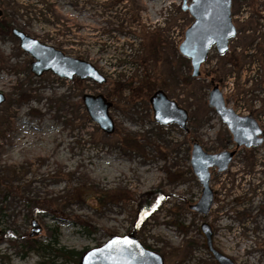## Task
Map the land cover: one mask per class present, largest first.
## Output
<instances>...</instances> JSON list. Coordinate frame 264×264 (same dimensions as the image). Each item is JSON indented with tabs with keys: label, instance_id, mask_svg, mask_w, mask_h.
<instances>
[{
	"label": "rangeland",
	"instance_id": "obj_1",
	"mask_svg": "<svg viewBox=\"0 0 264 264\" xmlns=\"http://www.w3.org/2000/svg\"><path fill=\"white\" fill-rule=\"evenodd\" d=\"M182 4L0 0L9 29L0 32V264H35L38 243L86 252L132 233L163 264H217L203 223L234 264H264V141L239 149L224 173L210 169L206 216L189 209L202 191L192 144L208 154L235 148L208 106L211 81L264 135V0H232L236 36L228 53L210 50L200 78L178 51L193 22ZM12 29L91 64L106 82L35 77ZM157 91L187 112L186 131L154 121L149 98ZM84 95L111 103V135L91 121Z\"/></svg>",
	"mask_w": 264,
	"mask_h": 264
},
{
	"label": "water",
	"instance_id": "obj_2",
	"mask_svg": "<svg viewBox=\"0 0 264 264\" xmlns=\"http://www.w3.org/2000/svg\"><path fill=\"white\" fill-rule=\"evenodd\" d=\"M231 4L232 0H191L189 3L183 0L182 10L189 13L193 22L185 31L184 40L178 51L181 56L189 60L192 78L200 76V68L212 47H215L219 55L228 52L229 41L236 36V29L231 19ZM11 35L18 40L20 49L32 58L31 73L35 77L51 73L63 80L77 78L80 81H92L98 85L106 82L105 78L85 61L70 58L63 52L41 44L17 29H12ZM211 84L208 106L217 113L231 134L235 150L208 154L198 143L192 144L191 170L198 179L202 191L198 202L189 206V209L202 216L209 213L214 201V192L209 186L210 169H215L219 174L224 173L236 155L237 148H256L264 141L263 132L256 121L250 116L235 114L231 108L227 107L218 85L213 82ZM4 101L5 97L0 93V105ZM82 102L91 121L96 123L102 132L111 135L115 131L114 123L109 116L111 103L102 95H84ZM149 103L156 123L162 126L174 124L184 131L187 130V112L169 100L162 92H155L149 98ZM33 226L35 223H32ZM200 232L205 238L209 253L217 264H234L232 259L214 249L212 229L207 223L200 226ZM34 233H39V229H35ZM125 239L135 243L132 245L119 243L112 248L108 247L112 241L122 242ZM79 264H163V259L154 251L145 248L132 233L123 237L114 236L101 246L87 250L81 256Z\"/></svg>",
	"mask_w": 264,
	"mask_h": 264
},
{
	"label": "trees",
	"instance_id": "obj_3",
	"mask_svg": "<svg viewBox=\"0 0 264 264\" xmlns=\"http://www.w3.org/2000/svg\"><path fill=\"white\" fill-rule=\"evenodd\" d=\"M8 27L0 24V32L7 33ZM183 57V56H182ZM185 58V57H184ZM204 75L202 74L201 77ZM206 77V76H205ZM57 242L43 245L38 243L32 247L31 251L34 252L38 257L39 261L35 264H54V260H62V264L72 263L79 264L81 256L84 252H78L74 250H64L63 248H57ZM52 246V247H51Z\"/></svg>",
	"mask_w": 264,
	"mask_h": 264
},
{
	"label": "snow or ice",
	"instance_id": "obj_4",
	"mask_svg": "<svg viewBox=\"0 0 264 264\" xmlns=\"http://www.w3.org/2000/svg\"><path fill=\"white\" fill-rule=\"evenodd\" d=\"M119 243H123V244H125V245H132V244H134L135 242L134 241H130V240H127V239H125L124 241H112V242H110V244L108 245V247L109 248H112L114 245H116V244H119Z\"/></svg>",
	"mask_w": 264,
	"mask_h": 264
},
{
	"label": "flooded vegetation",
	"instance_id": "obj_5",
	"mask_svg": "<svg viewBox=\"0 0 264 264\" xmlns=\"http://www.w3.org/2000/svg\"><path fill=\"white\" fill-rule=\"evenodd\" d=\"M212 48H215V47H212ZM228 52H229V44H228ZM228 52H227V53H228ZM187 60H188V59H187ZM189 63H190V62H189ZM204 64H205V63H204ZM204 64H203V65H204ZM203 65H202V66H203ZM202 66H201V67H202ZM201 75H202V73H201V68H200V76H199L198 78H200ZM211 82H212V81H211ZM210 84H211V83H210ZM211 85H212V84H211ZM229 134H230V133H229ZM230 136H231V134H230ZM231 138H232V136H231ZM231 140H232V139H231ZM232 142H233V141H232ZM234 146H235V144H234ZM239 149L250 150V149H253V148L246 149V148H244V147H240V148H237V149H236V153L238 152ZM234 150H235V148H234ZM234 157H235V156H234Z\"/></svg>",
	"mask_w": 264,
	"mask_h": 264
}]
</instances>
